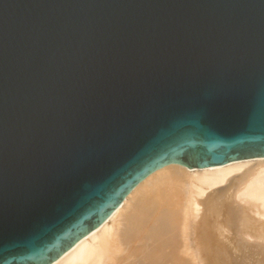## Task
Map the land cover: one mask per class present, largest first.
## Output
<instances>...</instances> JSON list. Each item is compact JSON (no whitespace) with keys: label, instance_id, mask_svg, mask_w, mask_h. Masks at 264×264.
Returning a JSON list of instances; mask_svg holds the SVG:
<instances>
[{"label":"water","instance_id":"95a60500","mask_svg":"<svg viewBox=\"0 0 264 264\" xmlns=\"http://www.w3.org/2000/svg\"><path fill=\"white\" fill-rule=\"evenodd\" d=\"M264 158V0H0V264H52L155 172Z\"/></svg>","mask_w":264,"mask_h":264},{"label":"bare ground","instance_id":"6f19581e","mask_svg":"<svg viewBox=\"0 0 264 264\" xmlns=\"http://www.w3.org/2000/svg\"><path fill=\"white\" fill-rule=\"evenodd\" d=\"M232 250L264 264V158L164 167L52 264H223Z\"/></svg>","mask_w":264,"mask_h":264},{"label":"rangeland","instance_id":"374dc122","mask_svg":"<svg viewBox=\"0 0 264 264\" xmlns=\"http://www.w3.org/2000/svg\"><path fill=\"white\" fill-rule=\"evenodd\" d=\"M191 170H197V169H191ZM232 239H235L236 240V243H238L239 242V244H237V245H240V244H242V242L239 240V238L238 237H235V238H232ZM228 242V241H227ZM227 242H225V243H227ZM252 245H255L252 241L250 242ZM228 244H229V242L227 243V244H225L226 246H228ZM230 247V246H229ZM227 249H229V248H227ZM232 249V248H231ZM229 251H230V249H229ZM228 250H227V252H229ZM235 251V250H234ZM254 251V254H255V257L257 258H262V256L260 257V255H258L259 253H261L262 251H259V252H257L256 250H253ZM240 252H242V251H240ZM231 253H233V250L230 252V256H229V253L226 255V256H224L223 258H225L223 261V264H237V263H239L240 264V260H241V264H245L244 262H246L247 260H245V258L243 259V257L241 256V254L238 252V254H240V256H241V258L238 256V255H236L237 254V251L235 252V253H233V255L231 254ZM256 253H257V256H256ZM232 255V256H231ZM235 255V256H234ZM242 255H244L245 256V254H244V252L242 253ZM229 257V258H228ZM234 257H235V259H234ZM236 257H238L239 258V260H238V258H236ZM232 258H233V260H232ZM228 260V261H227ZM234 260L236 261V263L234 262ZM234 263H233V262ZM239 261V262H238ZM227 262H229V263H227ZM247 262H249V261H247ZM246 262V263H247ZM250 264H253L252 262H250ZM257 264V263H256Z\"/></svg>","mask_w":264,"mask_h":264}]
</instances>
